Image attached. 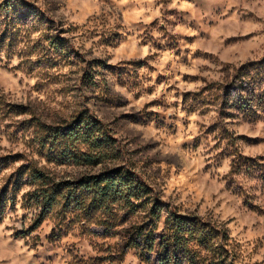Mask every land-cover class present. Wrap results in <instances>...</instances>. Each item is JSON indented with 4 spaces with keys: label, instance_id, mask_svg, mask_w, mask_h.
Wrapping results in <instances>:
<instances>
[{
    "label": "rangeland",
    "instance_id": "1",
    "mask_svg": "<svg viewBox=\"0 0 264 264\" xmlns=\"http://www.w3.org/2000/svg\"><path fill=\"white\" fill-rule=\"evenodd\" d=\"M90 123L115 153L59 155ZM183 223L177 264H264V0H0V264H161Z\"/></svg>",
    "mask_w": 264,
    "mask_h": 264
},
{
    "label": "trees",
    "instance_id": "2",
    "mask_svg": "<svg viewBox=\"0 0 264 264\" xmlns=\"http://www.w3.org/2000/svg\"><path fill=\"white\" fill-rule=\"evenodd\" d=\"M8 5H12L8 3ZM98 126L90 123L88 126L83 127L82 124L76 128H71L69 130L59 129L55 131L53 139L56 142H68L63 148V151L59 155H64L66 159H75L77 162H85L87 164H93L96 162H101L103 159L107 158L110 154L107 151H112L115 153L111 147V138L102 132L99 136H96V131H98ZM55 136V138H54ZM78 142H86L89 149L87 151L81 152L76 150ZM76 147V148H75ZM108 155V156H107ZM88 190L93 191V195L96 198V205L101 203V201H106L107 199L114 198H123L129 201L131 197H137L141 191L144 190L143 186L138 184V180L134 181L129 174L126 172L122 173H106L99 180L95 179L93 183L87 185ZM51 203V202H49ZM183 223L182 226L176 228V233L172 234L173 240L169 241V245H163L167 249V257L162 260L161 264H177L178 263V254L176 251H179L183 241L181 240L182 236L179 234L181 229L187 228ZM143 233V232H139ZM143 235V234H140ZM149 251L154 249V240L145 239L144 243H141ZM164 244H166L164 242ZM171 245V246H170ZM178 246V247H177ZM184 251V250H183Z\"/></svg>",
    "mask_w": 264,
    "mask_h": 264
}]
</instances>
